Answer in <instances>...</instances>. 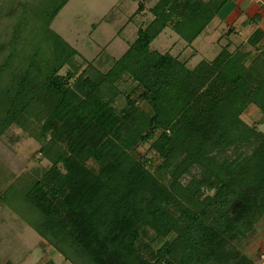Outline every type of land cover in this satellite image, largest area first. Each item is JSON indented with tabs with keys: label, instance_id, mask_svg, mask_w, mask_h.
I'll return each mask as SVG.
<instances>
[{
	"label": "trees",
	"instance_id": "1",
	"mask_svg": "<svg viewBox=\"0 0 264 264\" xmlns=\"http://www.w3.org/2000/svg\"><path fill=\"white\" fill-rule=\"evenodd\" d=\"M67 1L0 0V137L21 128L49 162L0 202L71 264H234L264 218V132L241 117L264 95V30L248 63L226 43L189 68L150 43L191 44L229 0H157L110 68L78 72L51 28Z\"/></svg>",
	"mask_w": 264,
	"mask_h": 264
},
{
	"label": "rangeland",
	"instance_id": "2",
	"mask_svg": "<svg viewBox=\"0 0 264 264\" xmlns=\"http://www.w3.org/2000/svg\"><path fill=\"white\" fill-rule=\"evenodd\" d=\"M157 0H68L51 22V28L78 54L75 59L81 63L78 72L87 62L105 72L113 62L122 56L129 44L136 38L140 27L152 19L150 7ZM232 0H229V3ZM234 1V0H233ZM264 1V0H260ZM227 2V3H228ZM220 20V19H219ZM214 17L204 31L187 44L170 27L150 43L151 50L169 52L177 56L186 66L193 68L198 62L213 60L225 46L230 36L233 46L247 51L245 62L248 63L258 53L257 47L249 45L247 38L252 32H243L237 36L234 31L227 32L225 23L212 32ZM212 32V33H211ZM264 38L262 39V43ZM67 67L60 73H65ZM124 83L120 84L123 87ZM264 95L255 96L254 101L242 113V119L264 132ZM149 110V107H145ZM149 143L139 144L134 152L152 155ZM49 162L39 152V143L17 126H10L0 137V191L9 184V200L15 203V197L24 185L25 177L34 175L39 167H46ZM22 179L20 180V178ZM19 190V191H18ZM13 191L16 192L13 193ZM14 210L0 202V264L11 261L14 264H41L51 258L55 264H71L61 254L51 248L39 234L31 228ZM262 218L252 234L242 240V248L234 256V264H262L264 262V222Z\"/></svg>",
	"mask_w": 264,
	"mask_h": 264
},
{
	"label": "crops",
	"instance_id": "3",
	"mask_svg": "<svg viewBox=\"0 0 264 264\" xmlns=\"http://www.w3.org/2000/svg\"><path fill=\"white\" fill-rule=\"evenodd\" d=\"M231 2H228L217 15L218 21L216 24L212 23V32H216L222 23L226 24L227 32L234 31L233 35L237 32L236 37L243 32H253L255 28L264 30V1L232 0ZM233 37L230 36L227 42L229 48L233 46L231 43Z\"/></svg>",
	"mask_w": 264,
	"mask_h": 264
}]
</instances>
